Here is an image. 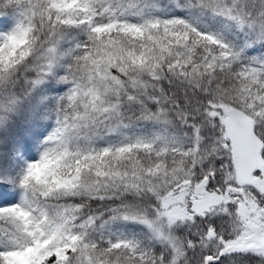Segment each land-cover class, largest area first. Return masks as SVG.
Returning <instances> with one entry per match:
<instances>
[{
    "label": "snow or ice",
    "instance_id": "6c2138e0",
    "mask_svg": "<svg viewBox=\"0 0 264 264\" xmlns=\"http://www.w3.org/2000/svg\"><path fill=\"white\" fill-rule=\"evenodd\" d=\"M0 264H264V0H0Z\"/></svg>",
    "mask_w": 264,
    "mask_h": 264
}]
</instances>
